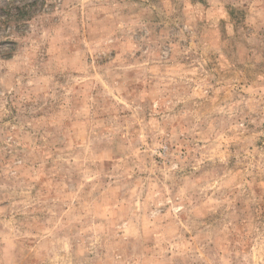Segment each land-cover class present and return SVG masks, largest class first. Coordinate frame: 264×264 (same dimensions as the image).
<instances>
[{"label":"rangeland","instance_id":"1","mask_svg":"<svg viewBox=\"0 0 264 264\" xmlns=\"http://www.w3.org/2000/svg\"><path fill=\"white\" fill-rule=\"evenodd\" d=\"M0 264H264V0H0Z\"/></svg>","mask_w":264,"mask_h":264}]
</instances>
